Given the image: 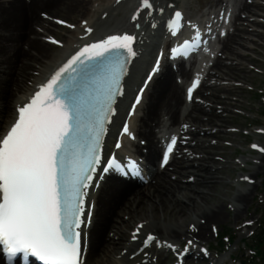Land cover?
<instances>
[{
    "label": "bare ground",
    "instance_id": "1",
    "mask_svg": "<svg viewBox=\"0 0 264 264\" xmlns=\"http://www.w3.org/2000/svg\"><path fill=\"white\" fill-rule=\"evenodd\" d=\"M175 2L150 0L152 7L146 9L142 0H0V138L14 125L18 109L82 49L111 35L134 37L135 54L130 56L125 91L110 123L100 172L112 159L129 169L122 157L135 162L132 154L140 158L142 164H135L145 166L150 177L141 184L110 170L106 176H97L81 228L84 263L89 256L93 264L205 262L203 244L209 243L212 228L227 222L231 214L232 221H240L253 200L256 189L251 176L239 175L232 182L223 179L222 171L232 170L239 162L232 165L223 153L222 159L216 158L222 144L197 135L219 141L239 135L229 128L235 110L243 108L238 95L243 88L236 82L246 80L244 61L258 64L248 53L264 42V0H209L207 10L188 22L199 25L191 28L194 35H202L203 25L211 27L224 14L230 22L224 37L214 35L218 46L213 59L193 76L182 63L173 69L166 53L170 40L160 34L166 29L167 11L189 15V0ZM21 43L26 44L23 51ZM220 91L225 95L220 96ZM125 125L128 133L123 131ZM173 137L176 145L164 164L162 143L165 154ZM252 149L258 154L255 158L240 160L250 162L255 170L264 164V150L258 145ZM225 185L233 191L230 196L227 189L215 195ZM248 227L244 224L237 230L241 233ZM149 234L157 242L145 248L142 241ZM173 252L178 254L173 257ZM0 264H5L1 254Z\"/></svg>",
    "mask_w": 264,
    "mask_h": 264
},
{
    "label": "snow or ice",
    "instance_id": "2",
    "mask_svg": "<svg viewBox=\"0 0 264 264\" xmlns=\"http://www.w3.org/2000/svg\"><path fill=\"white\" fill-rule=\"evenodd\" d=\"M142 3L146 9L152 7L150 0ZM175 15L173 35L181 18L179 12ZM193 40L178 51L197 47L198 32ZM133 41L131 35H111L82 49L18 109L14 125L0 138V252L7 264L17 260L29 264L30 257L41 264H82L79 229L85 224L86 190L101 163L100 137L121 92L124 68L121 65L111 72L106 86L90 95L87 107L78 97L77 87L64 75L79 69L85 79L92 70L91 62L121 49L132 56ZM198 83L197 79L189 89V98ZM135 102L139 103V96ZM123 131L128 133L127 125ZM175 145L173 137L164 164ZM129 164L130 170H136L135 162ZM110 169L123 171L115 159L107 161L103 170ZM155 242L157 238L149 234L142 244L147 248Z\"/></svg>",
    "mask_w": 264,
    "mask_h": 264
},
{
    "label": "rangeland",
    "instance_id": "3",
    "mask_svg": "<svg viewBox=\"0 0 264 264\" xmlns=\"http://www.w3.org/2000/svg\"><path fill=\"white\" fill-rule=\"evenodd\" d=\"M165 1L169 2V4L176 3L175 0ZM208 1L209 0H189V4H187V12L189 16L193 17L205 12L208 8L206 7ZM263 14L264 13H261V15ZM261 31L264 33L263 29ZM61 33L65 34L64 31ZM58 43V41L54 40L55 46ZM24 45L26 44H20L21 51H23L22 46ZM54 51H57L56 48ZM248 54L254 61L258 62V64L244 61L246 65L245 67L247 68L243 71V77L246 80L244 82H236L243 88V91L240 90L238 93L240 97L239 101L243 104V108L235 110L234 115L231 117V124L229 128L234 132H238L239 135L234 134L232 137L222 141L215 139L213 136L206 137L204 134L201 136L197 135V137L207 140L208 142H218L220 145L222 144L221 146L223 147V150H217L215 154H218V156H216V158L222 159L221 153H223L224 156L230 159V163L232 165L233 162L236 161L241 164H238L230 171L223 170L222 172L225 173L222 175L224 181L230 182L231 180L232 182L235 178L239 177V175H248L249 177L251 176L250 178L255 182L256 190L253 191V200L247 208L246 214L245 211H243L245 217L235 223L232 221L231 214L227 222L212 228L208 243L209 245L205 243L203 244L204 251L206 252L208 259H205V262L199 261L197 264H214L216 260L220 259H223L222 264H262V262L255 260L252 250H255L256 248V244L253 242V237L258 231L260 225H264V164L262 166L255 167V170H251L253 165L250 164V162L245 160L242 161L240 159L255 158L258 154L252 149L254 145H258L264 150V42H262V46L257 48L255 52H249ZM18 64L20 65V63ZM189 68L191 69V67H188L187 69ZM219 95L223 96L225 94L220 91ZM218 107L221 106L218 105ZM197 163L194 162L193 164L196 166ZM171 167L173 166L171 165ZM236 168L238 170H236ZM168 171L169 170H167V172ZM225 186V188L219 186L215 195H218L222 192V190L227 189L228 196H230L233 191L228 189V185ZM227 201L228 200L226 199V205L228 204ZM228 207L229 204L227 205V208ZM225 210L227 209L225 208ZM244 224H249V227L247 230L243 229L240 233L237 228ZM222 233L233 240L231 241V244L220 240ZM185 246L186 245H184V247ZM184 247H180L179 251H183ZM174 255L175 253L171 254V256ZM93 262L94 259L89 256L85 264H93ZM171 262L173 261L168 263L171 264Z\"/></svg>",
    "mask_w": 264,
    "mask_h": 264
},
{
    "label": "trees",
    "instance_id": "4",
    "mask_svg": "<svg viewBox=\"0 0 264 264\" xmlns=\"http://www.w3.org/2000/svg\"><path fill=\"white\" fill-rule=\"evenodd\" d=\"M221 237L224 238L223 233L221 234ZM253 242L256 244L255 250L254 249L252 250L256 254L255 260H257L258 262H262V264H264V225H260L257 233L253 237Z\"/></svg>",
    "mask_w": 264,
    "mask_h": 264
}]
</instances>
